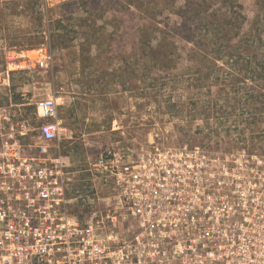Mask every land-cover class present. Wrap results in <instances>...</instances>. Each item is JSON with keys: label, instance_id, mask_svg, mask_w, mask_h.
<instances>
[{"label": "rangeland", "instance_id": "obj_1", "mask_svg": "<svg viewBox=\"0 0 264 264\" xmlns=\"http://www.w3.org/2000/svg\"><path fill=\"white\" fill-rule=\"evenodd\" d=\"M48 94L72 130L79 206L104 151L82 133L124 159L197 147L228 190L230 233L264 238V0H0V110L36 125Z\"/></svg>", "mask_w": 264, "mask_h": 264}, {"label": "built area", "instance_id": "obj_2", "mask_svg": "<svg viewBox=\"0 0 264 264\" xmlns=\"http://www.w3.org/2000/svg\"><path fill=\"white\" fill-rule=\"evenodd\" d=\"M58 100L35 101L36 125L0 110V264H264V238L230 233L228 190L209 183L197 147L143 145L124 159L82 133L104 151L88 161L95 192L79 206Z\"/></svg>", "mask_w": 264, "mask_h": 264}]
</instances>
